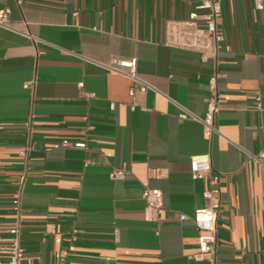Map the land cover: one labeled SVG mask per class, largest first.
Segmentation results:
<instances>
[{
    "label": "crops",
    "instance_id": "crops-1",
    "mask_svg": "<svg viewBox=\"0 0 264 264\" xmlns=\"http://www.w3.org/2000/svg\"><path fill=\"white\" fill-rule=\"evenodd\" d=\"M199 3L0 0V234L19 226L22 264H211L194 259L210 184L190 161L203 156L220 176L216 264H264V167L249 158L264 146V11L222 0L208 140L197 119L215 64L172 44L173 24L208 14ZM133 59L152 86L134 96L104 67ZM146 188L162 194L157 216Z\"/></svg>",
    "mask_w": 264,
    "mask_h": 264
},
{
    "label": "built area",
    "instance_id": "built-area-1",
    "mask_svg": "<svg viewBox=\"0 0 264 264\" xmlns=\"http://www.w3.org/2000/svg\"><path fill=\"white\" fill-rule=\"evenodd\" d=\"M198 9H207L208 14L199 17L193 13L188 22L184 24L172 25V44L200 52L202 59L213 61L214 72L210 78V87L213 95L206 102V112L202 119H197L204 128L205 137L210 140L215 135L220 134L217 126V115L221 111L224 100L218 91V80L220 78L219 53L223 36L218 32V20L222 13V0H199ZM256 8L264 11V0H254ZM10 10H0V26L12 29L8 19ZM184 25V26H183ZM110 72L128 79L132 83L130 94L135 95L136 91L147 92L152 88L143 78L140 77L137 68V60H127L117 62V66H104ZM181 115V118H185ZM264 138V125L262 127ZM84 147V144H78ZM250 159L264 167V146L259 154H252ZM193 178H208L210 187L206 192V197L210 200L207 208L197 209L194 213V223L199 231L198 245L199 251L194 255L195 260L207 259L211 264L217 263V225L221 208V188L220 176L213 171L212 160L209 156L195 157L190 161ZM124 170L113 173V178L122 179ZM143 198L147 203V212L157 216L162 212V194L159 190L146 188ZM14 211L18 216L21 214L20 198L17 196L13 202ZM151 217H149L150 219ZM24 250L20 244V228L16 226L9 231L8 236L0 234V264H22Z\"/></svg>",
    "mask_w": 264,
    "mask_h": 264
}]
</instances>
